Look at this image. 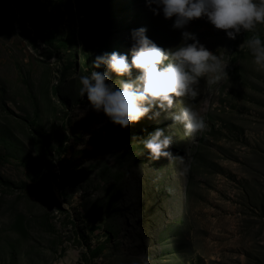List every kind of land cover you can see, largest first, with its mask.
Returning a JSON list of instances; mask_svg holds the SVG:
<instances>
[{"label":"rangeland","instance_id":"rangeland-1","mask_svg":"<svg viewBox=\"0 0 264 264\" xmlns=\"http://www.w3.org/2000/svg\"><path fill=\"white\" fill-rule=\"evenodd\" d=\"M172 19L145 0H0V264H264V71L247 49L253 33L229 39L202 18L185 26L225 65L192 101L174 102L203 118L194 136L163 113L122 129L78 94L80 75L106 71L92 67L96 55L129 56L131 29L178 45ZM256 34L264 41V26ZM157 127L186 173L146 158L139 140Z\"/></svg>","mask_w":264,"mask_h":264},{"label":"clouds","instance_id":"clouds-1","mask_svg":"<svg viewBox=\"0 0 264 264\" xmlns=\"http://www.w3.org/2000/svg\"><path fill=\"white\" fill-rule=\"evenodd\" d=\"M145 4L153 15L159 11L163 18H173L171 27L181 30L180 43L162 48L145 35V27L131 29L129 56L116 51L96 55L92 67L103 66L106 71L80 75L78 94L122 129L142 118L159 123L163 113L182 126L185 136H194L204 131L203 118L190 103L174 110V102L179 103L178 98L192 101L200 79L209 85L216 83L225 75V65L198 42L194 33L184 30L185 26L194 18H202L214 29L224 30L229 39L241 32L253 33L247 49L256 69L264 71V41L256 34L258 26H264V0H145ZM132 70H136L135 75ZM109 73L115 74V80L109 79ZM139 142L147 159L175 160L182 165L181 174L187 172L183 156L169 150L172 137L163 129L155 128Z\"/></svg>","mask_w":264,"mask_h":264},{"label":"trees","instance_id":"trees-1","mask_svg":"<svg viewBox=\"0 0 264 264\" xmlns=\"http://www.w3.org/2000/svg\"><path fill=\"white\" fill-rule=\"evenodd\" d=\"M61 45L62 46H65L66 45V43H64L63 41H61ZM34 124V123H33Z\"/></svg>","mask_w":264,"mask_h":264}]
</instances>
